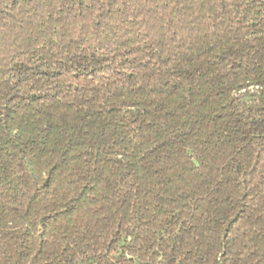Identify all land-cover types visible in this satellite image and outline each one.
<instances>
[{
	"label": "trees",
	"instance_id": "16d2710c",
	"mask_svg": "<svg viewBox=\"0 0 264 264\" xmlns=\"http://www.w3.org/2000/svg\"><path fill=\"white\" fill-rule=\"evenodd\" d=\"M0 264H264V0H0Z\"/></svg>",
	"mask_w": 264,
	"mask_h": 264
}]
</instances>
